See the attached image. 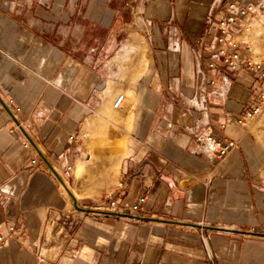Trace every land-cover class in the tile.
Masks as SVG:
<instances>
[{
	"label": "crops",
	"instance_id": "1",
	"mask_svg": "<svg viewBox=\"0 0 264 264\" xmlns=\"http://www.w3.org/2000/svg\"><path fill=\"white\" fill-rule=\"evenodd\" d=\"M227 1L0 0V264H264V150L237 122L257 75L208 64ZM122 92L118 182L68 208L49 159L74 162L69 135Z\"/></svg>",
	"mask_w": 264,
	"mask_h": 264
},
{
	"label": "rangeland",
	"instance_id": "2",
	"mask_svg": "<svg viewBox=\"0 0 264 264\" xmlns=\"http://www.w3.org/2000/svg\"><path fill=\"white\" fill-rule=\"evenodd\" d=\"M146 4H143L144 11ZM135 26L136 24L132 28ZM244 29V33H240L237 39L253 45L251 59L259 62L262 67L260 74L256 73L254 89L259 110L246 125L252 131L250 143L264 150V14L249 19ZM129 41L137 42L132 37ZM113 109V114L106 119L94 117L89 120L87 128L75 135L78 140L73 142L79 152L74 162L64 167L58 161L49 159L57 171L56 173L51 169L53 174L63 179L67 185L61 184L60 192L66 195L68 208H74L75 199L79 207L83 204L100 205L118 182L121 165L129 154L130 132L127 129V115L122 110ZM68 165H71V169H67ZM61 205H64L62 200Z\"/></svg>",
	"mask_w": 264,
	"mask_h": 264
},
{
	"label": "built area",
	"instance_id": "3",
	"mask_svg": "<svg viewBox=\"0 0 264 264\" xmlns=\"http://www.w3.org/2000/svg\"><path fill=\"white\" fill-rule=\"evenodd\" d=\"M261 14H264V0H229L224 5L223 14L219 19L209 17V28L206 31L209 41L208 48L211 52V58L208 62L209 66L214 67L218 62H221V64L233 70L246 68L247 70L260 74L262 71L261 64L251 59L252 53L254 52L253 45L249 42H241L237 39V36L240 33H244V25L249 19ZM124 102L125 93L122 92L116 96L112 106L115 109H122ZM258 110L259 107L256 102L239 115L237 122L241 125H246ZM69 136L72 141L78 140L74 134ZM198 140L207 145H211L212 148L218 151L221 157L238 145L233 139L222 140L214 137L210 132L200 134ZM31 162L35 163L36 160L33 159ZM67 169H71V165H68ZM140 200L144 201L145 197H141ZM115 204L116 201L113 200L110 206L115 209ZM132 209L138 211L140 210V206L133 204ZM9 231L14 236L20 233L14 224L9 227ZM6 240L7 236L0 232V245L5 243Z\"/></svg>",
	"mask_w": 264,
	"mask_h": 264
},
{
	"label": "water",
	"instance_id": "4",
	"mask_svg": "<svg viewBox=\"0 0 264 264\" xmlns=\"http://www.w3.org/2000/svg\"><path fill=\"white\" fill-rule=\"evenodd\" d=\"M43 155V154H42ZM43 157L45 158V156L43 155ZM50 165V164H49ZM51 168H52V170H54L56 173H57V171H56V169H55V167L54 166H52L51 165ZM65 184V183H64ZM68 190H69V188H68ZM69 192H71L70 190H69ZM74 205H75V207H77V208H80L81 209V207H79L78 206V204H77V201H76V199L74 200Z\"/></svg>",
	"mask_w": 264,
	"mask_h": 264
},
{
	"label": "bare ground",
	"instance_id": "5",
	"mask_svg": "<svg viewBox=\"0 0 264 264\" xmlns=\"http://www.w3.org/2000/svg\"><path fill=\"white\" fill-rule=\"evenodd\" d=\"M65 185H66V183H65ZM67 186V185H66Z\"/></svg>",
	"mask_w": 264,
	"mask_h": 264
}]
</instances>
